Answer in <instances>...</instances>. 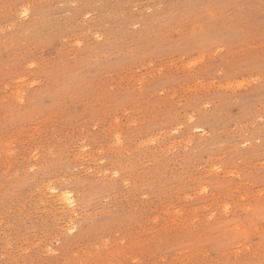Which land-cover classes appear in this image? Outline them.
I'll list each match as a JSON object with an SVG mask.
<instances>
[{
    "label": "rangeland",
    "instance_id": "374dc122",
    "mask_svg": "<svg viewBox=\"0 0 264 264\" xmlns=\"http://www.w3.org/2000/svg\"><path fill=\"white\" fill-rule=\"evenodd\" d=\"M0 264H264V0H0Z\"/></svg>",
    "mask_w": 264,
    "mask_h": 264
},
{
    "label": "bare ground",
    "instance_id": "6f19581e",
    "mask_svg": "<svg viewBox=\"0 0 264 264\" xmlns=\"http://www.w3.org/2000/svg\"><path fill=\"white\" fill-rule=\"evenodd\" d=\"M53 189H55V188H53ZM49 190H50V188H49ZM51 190H50V192H51ZM55 190H52V191L56 193L57 200L61 203V205L65 206V207H72L73 206L74 199L71 195V193H72L71 191H70L71 192L70 193V192H56ZM53 192H51V193H53ZM76 230H77V226L75 224L72 226L70 225V227L68 228V233H70V234L74 233Z\"/></svg>",
    "mask_w": 264,
    "mask_h": 264
}]
</instances>
